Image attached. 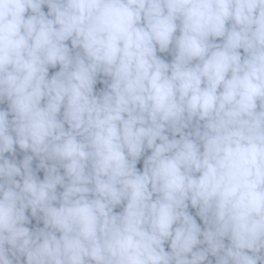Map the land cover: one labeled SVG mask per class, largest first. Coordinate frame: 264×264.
<instances>
[{"label": "clouds", "instance_id": "clouds-1", "mask_svg": "<svg viewBox=\"0 0 264 264\" xmlns=\"http://www.w3.org/2000/svg\"><path fill=\"white\" fill-rule=\"evenodd\" d=\"M0 264H264V0H0Z\"/></svg>", "mask_w": 264, "mask_h": 264}, {"label": "trees", "instance_id": "trees-1", "mask_svg": "<svg viewBox=\"0 0 264 264\" xmlns=\"http://www.w3.org/2000/svg\"><path fill=\"white\" fill-rule=\"evenodd\" d=\"M219 42V41H218ZM164 55V58H166V59H168V60H170L171 59V57L170 56H168L167 54H163ZM51 71V70H50ZM146 154H148V153H146ZM141 164H142V161H141ZM190 211L193 213V214H195V210H193V209H190ZM198 222H199V220H198Z\"/></svg>", "mask_w": 264, "mask_h": 264}]
</instances>
